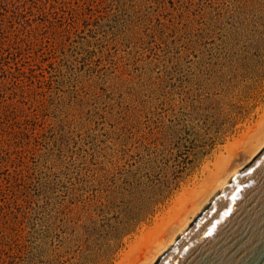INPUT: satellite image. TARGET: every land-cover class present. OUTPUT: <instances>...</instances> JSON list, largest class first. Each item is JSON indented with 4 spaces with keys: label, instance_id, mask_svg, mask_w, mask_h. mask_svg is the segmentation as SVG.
Masks as SVG:
<instances>
[{
    "label": "rangeland",
    "instance_id": "obj_1",
    "mask_svg": "<svg viewBox=\"0 0 264 264\" xmlns=\"http://www.w3.org/2000/svg\"><path fill=\"white\" fill-rule=\"evenodd\" d=\"M263 112L264 0H0V264H121Z\"/></svg>",
    "mask_w": 264,
    "mask_h": 264
},
{
    "label": "water",
    "instance_id": "obj_2",
    "mask_svg": "<svg viewBox=\"0 0 264 264\" xmlns=\"http://www.w3.org/2000/svg\"><path fill=\"white\" fill-rule=\"evenodd\" d=\"M154 264H264V148Z\"/></svg>",
    "mask_w": 264,
    "mask_h": 264
},
{
    "label": "bare ground",
    "instance_id": "obj_3",
    "mask_svg": "<svg viewBox=\"0 0 264 264\" xmlns=\"http://www.w3.org/2000/svg\"><path fill=\"white\" fill-rule=\"evenodd\" d=\"M248 129L244 139H240L243 141L241 143L243 145H240L241 150L246 157L244 164L232 167L231 160L224 158L218 161L213 169H207L203 178L191 190L178 198L176 206L174 204V213L163 218L161 223H157L152 232L149 230L150 233L141 235L142 238L131 246L121 264H154L207 206L218 190L257 156L264 148V114L254 127Z\"/></svg>",
    "mask_w": 264,
    "mask_h": 264
}]
</instances>
